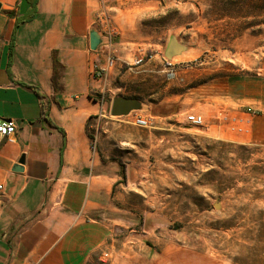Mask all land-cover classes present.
<instances>
[{
	"label": "rangeland",
	"instance_id": "obj_1",
	"mask_svg": "<svg viewBox=\"0 0 264 264\" xmlns=\"http://www.w3.org/2000/svg\"><path fill=\"white\" fill-rule=\"evenodd\" d=\"M115 14L99 29L130 51L107 97L140 107L113 117L136 130L99 217L115 230L102 261L264 264V144L244 122L264 115V0H119ZM172 35L196 55L168 60Z\"/></svg>",
	"mask_w": 264,
	"mask_h": 264
},
{
	"label": "crops",
	"instance_id": "obj_2",
	"mask_svg": "<svg viewBox=\"0 0 264 264\" xmlns=\"http://www.w3.org/2000/svg\"><path fill=\"white\" fill-rule=\"evenodd\" d=\"M108 1L102 18L101 0H0V118L17 128L0 138V264H105L111 253L115 230L99 217L114 205L136 127L114 121L111 83L93 76L129 53L100 33L91 49L96 24L116 16L119 0ZM244 122L264 144V115Z\"/></svg>",
	"mask_w": 264,
	"mask_h": 264
},
{
	"label": "built area",
	"instance_id": "obj_3",
	"mask_svg": "<svg viewBox=\"0 0 264 264\" xmlns=\"http://www.w3.org/2000/svg\"><path fill=\"white\" fill-rule=\"evenodd\" d=\"M107 1L108 0H101V2H102V12L101 13L103 14L102 18H108L107 14H106V8H105ZM97 20L100 21L101 18L98 16ZM103 23H104V21L103 22L100 21L99 23L96 24V26L98 28L96 32L100 33L101 35H103V31H101L99 29V27H100V25L101 26L104 25ZM118 62H123V61L117 55H111L107 59V62H106L107 68L106 69H103L100 67H96L94 69V72H93L94 78L97 80H101V81H107L110 69L114 68ZM187 122H188L189 127L193 128V129L194 128H200L201 129V128L205 127V120L202 116L191 115L187 118ZM135 124L142 127V128L148 127V122L141 119V118H138L135 121ZM16 133H17V128H16V125L14 122L6 121V120L0 118V138L1 139L12 140L15 137ZM0 189H2L1 186H0ZM104 256L108 257L109 254L106 253Z\"/></svg>",
	"mask_w": 264,
	"mask_h": 264
},
{
	"label": "water",
	"instance_id": "obj_4",
	"mask_svg": "<svg viewBox=\"0 0 264 264\" xmlns=\"http://www.w3.org/2000/svg\"><path fill=\"white\" fill-rule=\"evenodd\" d=\"M1 3H0V9H1ZM101 36L98 32L94 31L90 34V45L92 50H96L101 45ZM189 48L183 44H181L178 40V38L174 35H172L168 41L166 50H165V57L168 60H171L175 56H179L184 52H187ZM140 104L137 100L134 99H127L123 97H117L114 99L112 103L111 108V114L113 116H122V115H128L131 113L134 109H139ZM25 164V157H21L19 161V165H15L13 170L15 172H22L24 169L21 165Z\"/></svg>",
	"mask_w": 264,
	"mask_h": 264
},
{
	"label": "bare ground",
	"instance_id": "obj_5",
	"mask_svg": "<svg viewBox=\"0 0 264 264\" xmlns=\"http://www.w3.org/2000/svg\"><path fill=\"white\" fill-rule=\"evenodd\" d=\"M102 36V35H101ZM103 37V36H102ZM191 51H187V52H184V53H182L181 55H179V56H175L173 59H181V58H184V57H186L187 56V58H192V57H194L195 55H196V52H192V53H190Z\"/></svg>",
	"mask_w": 264,
	"mask_h": 264
},
{
	"label": "trees",
	"instance_id": "obj_6",
	"mask_svg": "<svg viewBox=\"0 0 264 264\" xmlns=\"http://www.w3.org/2000/svg\"><path fill=\"white\" fill-rule=\"evenodd\" d=\"M36 1H38V0H36ZM19 26H16V30H17V28H18ZM16 30L14 31V34H13V37H12V43L14 42V39H15V32H16ZM57 64H58V61L57 60H54V66H55V70L57 71ZM48 122L51 124V125H53V123L50 121V120H48ZM54 126V125H53Z\"/></svg>",
	"mask_w": 264,
	"mask_h": 264
}]
</instances>
